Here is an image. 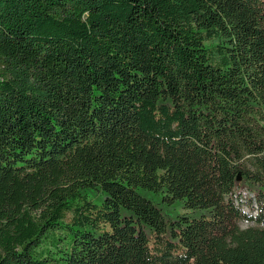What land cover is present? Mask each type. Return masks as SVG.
<instances>
[{"label":"trees","instance_id":"1","mask_svg":"<svg viewBox=\"0 0 264 264\" xmlns=\"http://www.w3.org/2000/svg\"><path fill=\"white\" fill-rule=\"evenodd\" d=\"M0 264H264V0H0Z\"/></svg>","mask_w":264,"mask_h":264},{"label":"built area","instance_id":"2","mask_svg":"<svg viewBox=\"0 0 264 264\" xmlns=\"http://www.w3.org/2000/svg\"><path fill=\"white\" fill-rule=\"evenodd\" d=\"M240 193H241V195H242L243 197L248 196V191H247V190H241ZM255 209H256V205L254 204V210H255ZM253 214H256V211H254Z\"/></svg>","mask_w":264,"mask_h":264},{"label":"rangeland","instance_id":"3","mask_svg":"<svg viewBox=\"0 0 264 264\" xmlns=\"http://www.w3.org/2000/svg\"><path fill=\"white\" fill-rule=\"evenodd\" d=\"M239 225H240L241 228H245V227L249 226L250 224L247 223V222H240Z\"/></svg>","mask_w":264,"mask_h":264}]
</instances>
